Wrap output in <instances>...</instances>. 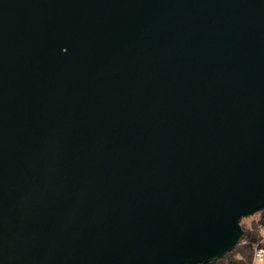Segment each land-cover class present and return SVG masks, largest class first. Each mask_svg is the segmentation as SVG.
<instances>
[{
    "label": "water",
    "instance_id": "water-1",
    "mask_svg": "<svg viewBox=\"0 0 264 264\" xmlns=\"http://www.w3.org/2000/svg\"><path fill=\"white\" fill-rule=\"evenodd\" d=\"M264 211V0H0V264H195Z\"/></svg>",
    "mask_w": 264,
    "mask_h": 264
},
{
    "label": "trees",
    "instance_id": "trees-1",
    "mask_svg": "<svg viewBox=\"0 0 264 264\" xmlns=\"http://www.w3.org/2000/svg\"><path fill=\"white\" fill-rule=\"evenodd\" d=\"M258 225L264 230V214H262L258 220ZM242 231L241 242L228 254L219 258L216 261H212L204 264H251L252 263V253L254 248L258 245L264 247V238L260 234H245L244 230L240 226ZM263 240V243L260 242ZM238 255V256H237ZM203 264V263H195Z\"/></svg>",
    "mask_w": 264,
    "mask_h": 264
},
{
    "label": "rangeland",
    "instance_id": "rangeland-1",
    "mask_svg": "<svg viewBox=\"0 0 264 264\" xmlns=\"http://www.w3.org/2000/svg\"><path fill=\"white\" fill-rule=\"evenodd\" d=\"M264 214V211L258 212L248 218H243L239 221V226L242 227L245 234H260L264 238V230L261 228L257 222H259L260 216ZM238 256V255H237ZM251 264H264V254Z\"/></svg>",
    "mask_w": 264,
    "mask_h": 264
},
{
    "label": "built area",
    "instance_id": "built-area-1",
    "mask_svg": "<svg viewBox=\"0 0 264 264\" xmlns=\"http://www.w3.org/2000/svg\"><path fill=\"white\" fill-rule=\"evenodd\" d=\"M263 243V240L260 242V244ZM264 254V247L260 245V247L257 245L254 248V251L252 253V262L259 259Z\"/></svg>",
    "mask_w": 264,
    "mask_h": 264
}]
</instances>
